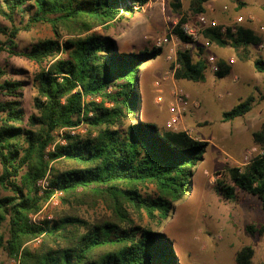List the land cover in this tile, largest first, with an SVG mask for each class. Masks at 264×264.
<instances>
[{
  "label": "trees",
  "instance_id": "16d2710c",
  "mask_svg": "<svg viewBox=\"0 0 264 264\" xmlns=\"http://www.w3.org/2000/svg\"><path fill=\"white\" fill-rule=\"evenodd\" d=\"M151 1H0V17L11 25L0 24V35L6 38L0 41V57L7 52L38 66L33 77L35 112L26 117L20 101L24 84L6 78L0 62V189L9 193L0 197V264H178L171 240L143 221L146 217L163 226L171 209L190 192L194 169L209 144L138 119L139 74L162 49L120 52L107 34L124 15ZM210 1L194 0L193 13L206 14ZM171 6L180 17L172 34L194 44L185 32L190 21L180 2ZM26 8L33 12L17 23L16 16ZM42 25L50 26L53 38L18 51L19 35ZM221 29L207 28L203 34L219 47L232 48L241 61L249 60L251 46L264 44L250 28L236 27L234 32L228 27L225 34ZM199 51L198 58L188 49L177 52L176 79L207 81L209 65L203 49ZM219 67L218 78L230 74L223 61ZM253 67L264 74V59H255ZM255 103L251 96L224 111L223 122L247 116ZM81 126L86 133H74ZM253 136L264 150V126ZM44 180L46 189L39 185ZM219 184L225 198L234 200L238 191L245 192L258 197L264 211V153L244 169H234L232 185ZM56 194L67 204L93 208L102 203L108 213L93 222L74 211L34 222L32 217ZM246 229L255 233L253 226ZM254 256L255 249L246 246L237 264H252Z\"/></svg>",
  "mask_w": 264,
  "mask_h": 264
},
{
  "label": "rangeland",
  "instance_id": "374dc122",
  "mask_svg": "<svg viewBox=\"0 0 264 264\" xmlns=\"http://www.w3.org/2000/svg\"><path fill=\"white\" fill-rule=\"evenodd\" d=\"M176 1L152 0L135 14L124 15L116 26H111L107 31L117 41L120 52L132 49L138 52L154 47L162 49V55L144 65L139 74L138 91L142 99V113L138 114V119L168 129V105L177 87L188 95L191 106L183 115L177 130L172 132H185L195 141L209 144L203 161L194 169L190 192L171 209L168 218L161 222L163 226H158L146 217L143 223L152 225L156 232L171 240L178 264H237V255L246 246L255 249L252 264H263L264 232L260 234L259 231L264 228V211L260 199L238 191L237 198L229 200L220 191L219 183L232 185V171L244 169L263 150L255 142L253 133L260 132L264 126V74L254 70L253 62L257 58L264 59V44L251 46L249 60L241 61L232 48L219 47L204 36L203 31L207 27L199 22L200 15L192 11L194 0H178L182 12L189 17L187 25L197 31L194 44L182 43L172 34L180 18L171 6ZM240 1L244 3L241 8L233 0H211L205 6L204 15L222 28H250L264 38V0ZM28 9L16 16L17 23L28 19L33 12ZM239 17L244 18L242 23L237 22ZM0 24L11 27L1 17ZM97 31L106 33L101 29ZM121 31H125V35L119 36ZM49 38H53L50 26H39L19 35L17 50L27 51L38 41ZM0 41L5 42L6 38L0 35ZM199 48L203 49L205 59L214 56L218 66L220 61L229 66L230 74L218 78L216 73L208 70L205 83L176 79L177 52L188 49L198 58ZM0 62L6 71V78L24 84L20 101L26 117L30 116L35 112L33 100L36 88L33 77L38 66L24 57L12 56L7 52L1 54ZM158 81H161L159 88L155 86ZM160 95L163 97L161 106L156 103ZM251 96L256 103L247 116L233 122H223L224 111ZM74 133L84 135L86 128L81 126ZM44 181L39 185L46 189L49 183L43 187L41 183ZM149 189L154 190L152 186ZM8 195V192L0 189V197ZM62 200L61 194H56L32 220L39 223L74 211L79 217L93 222L108 213L102 203L90 208L75 202L67 204ZM135 220L141 223L139 219ZM248 226L254 227V234L247 231Z\"/></svg>",
  "mask_w": 264,
  "mask_h": 264
},
{
  "label": "built area",
  "instance_id": "2783aa9c",
  "mask_svg": "<svg viewBox=\"0 0 264 264\" xmlns=\"http://www.w3.org/2000/svg\"><path fill=\"white\" fill-rule=\"evenodd\" d=\"M244 21L243 17H239L237 19V22L242 23ZM199 22L201 25L207 28H216L219 27V24L216 21H210L205 15H200ZM235 27L233 31L235 32ZM185 32L190 35L193 39L197 36V31L195 29H192L189 25L185 26ZM221 32L225 34L227 32V28L223 27L221 29ZM160 45V44H159ZM207 63L209 65V70L213 73H217L220 70V67L217 64L216 58L214 56L208 57ZM231 63H234V60L231 61ZM167 80V78H165ZM156 87H161V81H158L155 83ZM158 103L163 102L162 95L157 97ZM191 106L190 99L188 95L184 93L182 89L175 88V92L173 93V100L168 105V118L166 122V126L171 131H176L180 121L183 117V115L189 110ZM264 153V150L260 154ZM41 185L43 187L48 186V183L46 181L42 182ZM11 264H20L19 261L13 260Z\"/></svg>",
  "mask_w": 264,
  "mask_h": 264
},
{
  "label": "crops",
  "instance_id": "0c3cea01",
  "mask_svg": "<svg viewBox=\"0 0 264 264\" xmlns=\"http://www.w3.org/2000/svg\"><path fill=\"white\" fill-rule=\"evenodd\" d=\"M157 100V99H156ZM156 103L157 104H159L160 106L163 104V102L162 103H158V101H156ZM159 107V106H158ZM157 110H159L158 108H157Z\"/></svg>",
  "mask_w": 264,
  "mask_h": 264
}]
</instances>
